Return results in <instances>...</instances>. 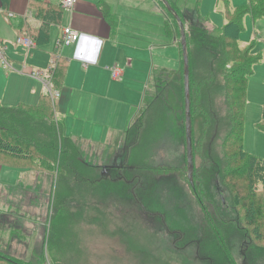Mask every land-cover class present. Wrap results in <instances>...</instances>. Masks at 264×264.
I'll list each match as a JSON object with an SVG mask.
<instances>
[{"label": "rangeland", "instance_id": "1", "mask_svg": "<svg viewBox=\"0 0 264 264\" xmlns=\"http://www.w3.org/2000/svg\"><path fill=\"white\" fill-rule=\"evenodd\" d=\"M50 1L61 3L60 0ZM173 1L177 3L173 2L180 16L190 12L197 14L196 0ZM159 2L161 10L167 11ZM249 5L250 0L201 1V15L209 20L200 22L211 32L234 18H240L241 11L246 12L247 8L250 13L241 17L244 29L238 37L239 60L232 53L235 48L227 49L234 60L227 64L217 61L214 72H211L204 55L197 53L194 56V187L188 179L185 153L182 82L179 79L175 91L167 88L169 106L162 110L160 105L153 106L154 86L150 83L147 88L145 86L154 68L173 73L180 70L176 56L178 50L170 47L152 51L149 45L137 41L135 47L128 48V55L136 67L133 80L139 95L135 105L144 104L137 116L144 122L139 139L128 147L124 137L113 148L106 147L109 143L99 134L93 137L70 133L91 140L89 144L73 139L79 147L80 160L93 168V173L82 172V169L77 174L71 170L60 175L41 171L39 173L49 181L46 190L25 191L23 199H18V206L17 199L12 204L8 202L7 206L0 204V223L6 221V226L0 224V256L20 264H264V221L261 227L251 229L248 237L241 229L243 215L234 206L237 199L221 177L213 178L211 164L207 165L208 169L204 167L208 143L213 160L218 163L224 158L225 120L216 127L212 124L216 121L204 114L201 116L198 111V91H201V98H206L201 104L206 107L211 102L217 117L226 118L227 96L234 80L228 70L241 66L243 69L237 76H243L251 71L250 60L260 58L248 82L243 148L248 154L264 159V132L258 125L262 122L264 108V16L254 19L264 15V4ZM1 7L0 0V37L3 38H0V48H7V62L13 67L0 64V104H5L16 95L14 89H24L28 80H33L27 74L28 69L47 71L48 50H52L53 41L45 49H33L28 54L17 45L18 34L8 23V16ZM139 9L146 12L154 9L152 0H143ZM140 19L147 23L151 21L154 32L157 30L159 34L155 33L153 37L160 40V44L167 41L162 35L161 18ZM185 24L188 30L189 23ZM60 51L55 50L58 54ZM16 59H20L19 67L12 65ZM36 88H40L39 85L36 84ZM20 95L25 97L23 93ZM60 106L65 108L58 101V109ZM238 151L236 142L233 154L238 155ZM117 155L127 157L130 160L128 166L137 167L133 172L127 171L129 180L118 181L112 176V166L118 164ZM119 161L121 166L127 164ZM134 174L138 176L133 178ZM207 185L206 192L204 187ZM41 186H44L43 181ZM258 188L264 199V184L260 183ZM4 210L9 213L6 215ZM262 210L264 214V207ZM202 224H208L205 237ZM207 238L209 242L203 243Z\"/></svg>", "mask_w": 264, "mask_h": 264}, {"label": "crops", "instance_id": "2", "mask_svg": "<svg viewBox=\"0 0 264 264\" xmlns=\"http://www.w3.org/2000/svg\"><path fill=\"white\" fill-rule=\"evenodd\" d=\"M1 1L2 11L8 16V23L16 30L18 36L26 34L30 36V26L33 28L40 25V19H37L35 10L30 6L32 0ZM46 1L55 3L50 0ZM201 1L199 3V0H196L195 6L199 4L201 6ZM142 2L143 0H80L72 11H65L60 6L63 14L59 23L51 25L48 42L39 45L35 41L36 49L41 50L50 46L53 41L52 50H48L50 61L47 68L49 69L51 56L55 53L56 41L61 31L69 27L80 33V40L75 46L65 47L58 54L63 58L60 69L61 80L54 82L53 76L51 80L53 88L60 91V97L53 102L47 94L43 81L32 77L33 80H28L24 89H14L17 93L10 101L5 102L6 105H0L34 107L43 102V97L48 96L49 102L55 105L56 118L63 125L67 137L90 144L91 140L74 137L70 133L93 137L99 134L109 143L106 147H116L117 143L123 140L144 105L142 102L141 107L135 105L139 91L138 86L134 84L133 75L136 67L128 55V48L135 47L137 41L149 45L152 51L176 48L178 50L176 56L179 58L177 65L181 69V53L176 37L173 41H168L165 37L163 27L169 18L167 11L161 10L159 0H152L154 9L149 12L143 11L139 9L142 7ZM171 2L177 4L176 1L171 0ZM140 18H161L163 21L162 35L167 41H162L163 43L160 44V40L154 39L153 36L158 31L154 32L155 29L150 20L147 23ZM173 34L176 35L175 31ZM19 60L16 59L12 65L17 64L19 67ZM114 66L121 69V79L113 78L111 71ZM155 70L165 69H152L145 84L146 88L149 83L150 86L153 85L152 74ZM31 71L32 69H28L27 74L29 75ZM36 84L40 88H36ZM20 93H23L25 97H22ZM146 95L147 93L144 97ZM19 101L24 102L17 103ZM58 101L65 108L60 106L58 109ZM15 103L17 105L11 106ZM42 181L44 186H41ZM48 182L47 177L37 172L29 162L0 156V204L7 206L8 202L12 204L17 199L16 206H18V199H23L25 191L42 192L46 190ZM3 212L6 215L9 213L8 210ZM0 224L6 226V221ZM206 225L208 224H202V231L205 230ZM203 234L205 237V231ZM179 239L182 240V237L180 236ZM204 242H209V239H205Z\"/></svg>", "mask_w": 264, "mask_h": 264}, {"label": "trees", "instance_id": "3", "mask_svg": "<svg viewBox=\"0 0 264 264\" xmlns=\"http://www.w3.org/2000/svg\"><path fill=\"white\" fill-rule=\"evenodd\" d=\"M167 1L174 8L175 12L180 15L177 6L171 3V1ZM260 2L264 4V0H250L249 6L258 5ZM30 6L35 10L37 19H40V25L38 27L32 28V26H30V37L35 39L34 41H37L39 45L45 44L49 40L51 25L60 22L63 11L60 5L48 1L45 2V0H32ZM200 7L199 4L196 8L197 14L195 15L190 12L188 14L185 13L183 17L181 16L184 24L185 22L189 23V29H186V36L190 60L189 83L191 84V102H193L192 93L194 89V56L197 53L200 55L202 54V56L204 55L203 58L207 60L206 64H208L211 72H214V63L216 64L217 61H224V64H227L229 61L234 60L232 54L227 53V49L233 50L231 48H235L236 51L233 50L232 53H234L235 56L237 55L236 58L239 60L238 57L241 56L238 37L244 29L241 17L242 14L246 12L250 13L249 8H247L246 12L241 11L240 18H234L222 28H216L211 32L200 22L209 20V18L201 15ZM167 14L169 18L165 23V27H163L165 28V37L168 41H173L176 37L175 39L181 53V69L175 73L167 70L153 71L152 82L156 91L153 106L160 105L161 110L166 105L169 106V98L166 95L167 88H171L175 91L178 84L177 82L180 79V83L182 82V87L184 89L183 52L181 41L180 43L178 42V39H181L180 27L174 15L168 11ZM196 16L201 19L195 20ZM263 16L264 15H261L254 19L256 20ZM174 31L176 35L173 34ZM62 59L63 58L56 53H53L51 56L49 68L53 67L52 74L54 82L61 80L60 69L63 61ZM259 63L260 58L256 60L251 59V71L243 76H237L238 72L243 69H240L241 66H235L233 70H228V74L234 80H232V87L229 88L227 96L228 116H226V118L221 119L217 117L211 102L209 106L206 104V107L202 105L201 100L205 102L206 98H201V91H198L200 96L198 111L201 116L204 114L206 117L216 121L212 123L216 127L225 120L224 126L227 131L222 145L224 148V158L222 161L218 162L220 165L216 160H213L211 152H209L210 147L208 143L207 151H205L206 153L204 155V167L208 169L206 168L208 167L207 165L211 164L210 170L213 172V178L217 179L216 176H219V178L221 177L222 182L224 184L226 183L233 197L237 199L238 202L234 206H236V211L243 215L242 221L244 225L241 226V229L248 234V237L251 233V229L254 230L257 226L258 228L261 227L264 221L262 210L264 207V199H262L258 188L260 183L264 184V159L248 154L243 148L248 82L250 76L253 74L254 67ZM210 92L211 89H209V93ZM195 93H197L196 90ZM43 98V102H40L39 105L34 107L26 105L7 107L0 105V156L27 161L37 172L50 171L51 173L53 172V174L60 175L64 172L70 173L71 170H74L77 174L79 169H82V172L86 171L93 173L94 169L89 168L90 166L84 164L80 160L79 147L75 144V141L65 135L63 125L56 118L54 111L55 105L49 102L48 96ZM203 107H205L204 110L201 109ZM195 108L196 107L192 108V113L195 111ZM143 123L144 122L139 117L132 122L125 134L126 146H132L136 143L135 140L139 139L138 137L141 134V129L144 126ZM258 125L264 132V108L262 122ZM236 142L238 143L239 149L238 155L233 154ZM127 160L128 158L126 157L125 162H127V164L124 165L128 168ZM224 163H226V165ZM127 168L119 172L113 171L114 173L112 176L114 179L118 181H120V179H128L130 175H128L129 172H127ZM136 175L138 176V174ZM133 177H135V175ZM204 189L207 192L209 185L205 186ZM202 200V197H200L199 201L201 203ZM0 262L4 264H20L3 256H0Z\"/></svg>", "mask_w": 264, "mask_h": 264}, {"label": "built area", "instance_id": "4", "mask_svg": "<svg viewBox=\"0 0 264 264\" xmlns=\"http://www.w3.org/2000/svg\"><path fill=\"white\" fill-rule=\"evenodd\" d=\"M80 2V0H61L60 6L65 10V11H72L76 5ZM60 37L56 41V50H61L65 47H72L75 46L79 40H80V33L77 32L76 30L72 28H64L61 31ZM16 43L20 48H23L29 53L33 51V49H36L37 44L33 40L32 37L29 35H21L17 37ZM6 49L2 50L0 48V63L3 64L6 68H11V65L9 62H7V55H6ZM61 52V51H60ZM56 53V52H55ZM58 54V53H56ZM27 70V67L24 68V71ZM52 70L53 67L49 68L47 72L43 71H34L32 70L30 72V76L39 80H42L43 83L45 84L47 88V94L51 97L53 102H56V100L60 97V91L55 90L53 88V83H52ZM112 76L115 79H121V69L118 66H114L112 68Z\"/></svg>", "mask_w": 264, "mask_h": 264}, {"label": "water", "instance_id": "5", "mask_svg": "<svg viewBox=\"0 0 264 264\" xmlns=\"http://www.w3.org/2000/svg\"><path fill=\"white\" fill-rule=\"evenodd\" d=\"M166 6L167 11L174 15L178 22L181 34V46L183 52V71H184V97H185V124L186 125V157L188 167V179L194 187V148H193V130H192V102H191V84L190 82V60L187 46L186 28L183 19L177 14L174 8L167 0H160Z\"/></svg>", "mask_w": 264, "mask_h": 264}, {"label": "flooded vegetation", "instance_id": "6", "mask_svg": "<svg viewBox=\"0 0 264 264\" xmlns=\"http://www.w3.org/2000/svg\"><path fill=\"white\" fill-rule=\"evenodd\" d=\"M119 155V154H118ZM117 155V161H118V164L117 165H114V166H112V168L114 169L113 171H122V169L123 170H125L127 167L125 166V165H119V160H121L122 162H125V156L124 155H120V156H118ZM128 162H129V164H130V160L128 159L127 160ZM128 170H129V172H133L134 170H136V167H135V165L132 167V166H128V168H127ZM135 175V177L137 176L136 174H134ZM133 175V176H134ZM134 178V177H133ZM203 243H205V244H207V242H204V240H203Z\"/></svg>", "mask_w": 264, "mask_h": 264}]
</instances>
